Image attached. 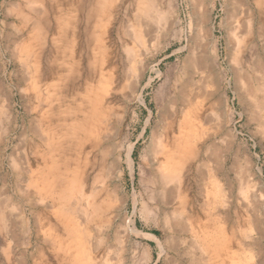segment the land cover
Returning a JSON list of instances; mask_svg holds the SVG:
<instances>
[{"label": "rangeland", "instance_id": "374dc122", "mask_svg": "<svg viewBox=\"0 0 264 264\" xmlns=\"http://www.w3.org/2000/svg\"><path fill=\"white\" fill-rule=\"evenodd\" d=\"M72 1L73 5L58 6L53 0H0V192L10 199L0 232V264H60L50 242L53 234L62 235L63 228L49 231L45 205L33 189L28 190L30 174L25 169L30 163L34 171L43 167L32 155L38 145L47 153L43 136L62 137L65 129L55 130L56 124L76 119L69 110L79 115L77 104L83 103L79 87L84 86L87 76L94 72L99 75L100 70L108 73L105 76L112 90L102 105L99 149L110 148L111 156H117L115 151L120 146L136 144V183L126 170L124 184L116 179L113 186H119L121 194L125 188L130 194L136 191L151 197L152 175L145 168L150 136L156 130L166 131L161 114L168 118L181 83L186 82L185 70L191 72L188 78L192 88L193 82L201 91L215 87L210 81L209 87L199 82L204 73L194 71L192 65L194 59L209 54L215 57L221 73V87L228 88L230 118L209 113V121L203 125L204 135L208 134L204 137L209 149V190L213 191V178L224 185L215 202L217 211L228 212L227 222L217 224L208 205L206 214V209L202 210L204 197L197 177L194 224L202 223L199 237L187 231L174 233L165 222L158 227L152 217L149 224L154 230H149L138 218L139 230L157 239L124 234L117 239L114 227L109 248L101 254L108 255L100 264H264V133L253 102L245 97L241 103L234 85H229L230 69L237 67L232 62L234 53L245 37L243 10L238 9L237 23L228 21L225 28L223 9L232 8L231 2L202 0L198 5L193 0H170L175 14L172 24L165 28L158 12L153 10L144 16L139 11V0ZM157 2L161 5L162 0ZM77 4H81L79 8ZM206 10V25L200 33L196 19ZM39 13L51 25L44 24L45 30L29 35L32 20L27 16L34 18ZM61 27L63 31L58 34ZM78 32L84 34L79 37ZM256 41L262 44L260 39ZM252 49L249 52L255 56L256 49ZM227 70L228 75H222ZM35 80L38 91L33 89ZM72 92L76 105L68 96ZM259 99H263L261 94ZM54 153L61 154L58 150ZM15 157L16 169L11 162ZM199 158L195 164L200 168ZM238 197L241 207L236 209ZM124 200L132 213V199ZM212 200L209 196V202ZM49 221L55 222L51 216ZM236 222L239 245L222 249L205 244L204 240L211 237L217 236L220 241L223 236L231 237ZM119 223L122 221L116 225ZM100 235L97 230L92 239ZM72 260L69 255L65 262L71 264Z\"/></svg>", "mask_w": 264, "mask_h": 264}, {"label": "bare ground", "instance_id": "6f19581e", "mask_svg": "<svg viewBox=\"0 0 264 264\" xmlns=\"http://www.w3.org/2000/svg\"><path fill=\"white\" fill-rule=\"evenodd\" d=\"M53 1L58 6L66 3L69 6L74 2L72 0ZM193 1L198 5L202 2V0ZM227 2L232 3V8L223 9L225 18L222 24L225 28L228 21L230 24L237 23L235 17H237L238 9L243 10L244 25L247 27L244 26L243 35L245 37L242 42H239L234 53L232 62L237 67L230 69L232 80L229 81V85H234L235 95L241 103H244L245 97L253 102L258 113L257 121L264 133V117H261L264 115V0H224V4ZM191 3L193 2L191 1ZM104 9H109V7ZM153 10L158 12L165 28L172 24L175 12L170 0H162L161 5L157 0H139V11L143 12L144 16L149 15ZM207 13L206 10L196 19L200 33L206 25ZM28 18L32 20L30 31L28 30L29 35L45 30L44 24H50L47 22L48 18L42 17L41 13L37 17L27 16ZM56 23L58 25L59 22L56 21ZM112 24L113 22L110 21L109 25ZM62 31L61 27L58 34ZM83 34L84 32H78L79 37ZM258 39L262 44L259 45V41H256ZM253 47L257 52V54L254 53L255 56L249 52L254 50ZM192 65L194 71L204 73L199 82H203L202 84L205 83L209 87L207 84L210 81L215 87L201 91L202 88L199 84L193 82L194 88H192L191 80H189L191 72L185 70L186 82L181 83L180 93L168 113V118H164V112L161 114L162 121H166V131L159 133V130H156L150 136L149 158L145 168L146 172L152 175L151 185H149L151 197L136 191L130 194L125 188L123 189L124 194H121L119 186H113L116 179L121 183L125 181L126 170L129 171L134 183L136 172L134 158L136 144L134 142L122 145L123 148L120 146L121 148L115 151L117 156H111L113 153L110 148L99 149L102 144L99 139V128L104 121L102 105L105 96H109L112 91L105 76L108 73L100 70L98 71L99 75L94 72L89 74L91 76H87V79L83 81L85 82L84 86L80 85L79 87L83 94L81 95L82 104H77L73 92L68 93L72 100H70L71 104H77L80 116L69 110V113H73L76 119H73L72 123L69 121V124H66L68 120H64L54 127L55 130L57 127L65 129L64 133L61 132L62 137L43 136V140H41L47 146V153H43L39 145L38 151L32 153L36 157V163L43 164V167L34 171L31 169L30 163L25 169L27 175L30 174L27 179L30 183L28 190L33 189L37 193L39 201L45 205L43 210L46 215L45 220L50 224L49 231L58 230L60 226L63 228L62 235L53 234L50 242L60 264H69L67 261L65 262L69 255L73 257L71 264H100L108 255L101 254L104 249L108 250L109 248L111 231L114 227L117 239L122 234L128 235V237L135 235L157 239L154 235H146L139 230L138 218L144 220L145 226L149 230H154L153 225L149 224L152 217L158 227L161 222H165L172 227L174 233L187 231L192 236L199 237L200 233H203L202 223L199 226L194 224L197 216L194 213L197 177L200 178L201 194L204 197L202 210L206 209V214L208 205L213 210L212 216L217 220V224L218 222L223 224L227 222L228 212L217 211L215 202L216 197L223 192L224 185L213 178V191L209 190V172L206 169L209 149L204 137L208 134L204 135L206 130L203 125L209 121V113L218 115L225 120L230 118L228 88L221 87L222 77L215 66V57L210 54L209 56H200L198 59H194ZM228 73L227 70L222 75L227 76ZM139 78L141 75L138 76ZM93 83H97V85ZM33 89L39 90L38 80L34 81ZM259 94L262 95V100L259 99ZM84 102L88 105H84ZM63 143L66 145L64 146ZM57 150L61 154H55L54 152ZM198 158L199 162L202 161L200 168L195 164ZM16 160V157L11 160L13 167H18ZM14 169L16 168L14 167ZM142 180L144 183L143 178ZM238 184L241 190V182L238 181ZM157 196L160 198H155ZM209 196H212L211 202H209ZM124 197L132 199V213L128 212L129 207L125 204ZM9 200L8 197L0 194V232L4 230L6 201ZM240 207L241 202L238 197L236 209ZM50 216L54 218V223L49 221ZM118 221H122V223L116 225ZM237 224L238 222L234 224L231 237L223 236L221 241L217 236L211 237L209 241L204 240L205 244H211L209 247L217 245L222 249L239 245L238 234L234 232L239 227ZM97 230L99 235L102 230L103 235L101 234L99 239L93 240V233ZM63 235L67 236L69 240L65 241ZM120 242L123 241L120 240ZM108 253L110 254L111 251Z\"/></svg>", "mask_w": 264, "mask_h": 264}]
</instances>
